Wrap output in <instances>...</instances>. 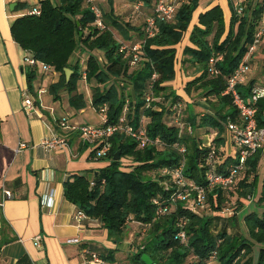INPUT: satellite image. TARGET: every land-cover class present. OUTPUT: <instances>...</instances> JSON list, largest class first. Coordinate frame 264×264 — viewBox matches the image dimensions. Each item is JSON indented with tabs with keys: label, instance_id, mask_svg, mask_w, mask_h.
Instances as JSON below:
<instances>
[{
	"label": "trees",
	"instance_id": "1",
	"mask_svg": "<svg viewBox=\"0 0 264 264\" xmlns=\"http://www.w3.org/2000/svg\"><path fill=\"white\" fill-rule=\"evenodd\" d=\"M140 1L152 8V0ZM199 1L180 2L173 19L158 20L156 33L147 38H143L141 26L119 21L112 10L102 14L104 28H96L87 0H38V15L23 13L9 24L12 40L37 63L49 65L58 74L57 80L47 86L53 100L62 90L68 94L71 107L84 108L83 94L77 90L83 72L89 86V105L97 114L105 106V122L101 121V125L115 124L125 107V122L135 131L142 128L151 141L140 147L127 134L115 132L108 139L110 148L106 156L93 157L97 144L90 151L91 158L106 159L104 166L96 169L90 179L84 173H77L62 182L63 198L86 217L97 220L112 243L122 239L128 224L144 227L140 246L128 254L129 264H145L142 254L154 264H210L212 259L215 264H264V175L253 200L256 168L263 148L246 159L243 170L228 186L207 188L204 178L211 168L208 161L214 162V171L219 174H225L228 166L236 161L235 156L225 155L221 148L224 144L220 136L224 130L222 122L238 121L229 96L222 92L226 78L243 62L255 32L264 29V0H240V14L235 13L234 3L232 6L229 1L226 27L218 5L197 13L192 24V14ZM109 26L124 40L130 39L131 30L137 32L136 41H142L141 58L134 66L129 64V54L118 50L120 42ZM185 33H188V44L181 49L180 63L193 66L197 75L185 80L182 92L185 96L195 93L193 97L205 101L209 109L184 119L190 133L172 121L170 105L183 100L167 84L174 79L176 46ZM76 51L85 52L82 67L78 58L71 62ZM216 54L221 56L215 63L217 73L209 75L206 62ZM65 68L70 70L67 79ZM38 70L35 65L25 72L29 91ZM152 73H155L153 79ZM148 94L153 100L145 107ZM183 109L184 106L181 112ZM263 113L264 99H260L254 114L257 127H264ZM195 128H204L205 133L211 129L215 136L205 145L192 134ZM211 150L214 159L209 160ZM116 151L118 158L113 160ZM179 165L186 179L204 187L203 206L212 214L190 211L181 200L171 201L172 194L181 188L175 187L169 171ZM231 198L233 208L241 212L242 230L234 234L227 228L237 224L238 219L235 215H220ZM247 201L251 202L248 210L245 209ZM180 221L183 224L178 226ZM180 229L185 235L184 242L176 236ZM9 231L0 210V247L10 241ZM89 249L92 252H85L88 259L93 254L103 264L114 262L115 248Z\"/></svg>",
	"mask_w": 264,
	"mask_h": 264
},
{
	"label": "crops",
	"instance_id": "2",
	"mask_svg": "<svg viewBox=\"0 0 264 264\" xmlns=\"http://www.w3.org/2000/svg\"><path fill=\"white\" fill-rule=\"evenodd\" d=\"M37 1L0 0V188L9 190L12 194V198L4 199L0 204L1 214L10 228L8 234L11 238L4 247H0V250L8 249L7 257L0 264H14L18 260H21L20 264H90L85 253L92 252L90 247L111 249L115 245L107 239L105 229L97 220L89 217L78 221L74 219L77 208L63 198L62 182L72 174L84 173L86 176V170L90 172L87 173L89 178L86 176L90 179L92 173L106 163H96V159L90 157L93 146L83 144L76 132L59 128L56 121L65 117L70 125L100 126L101 118L89 105V86L82 78L77 86L86 102L82 109H74L69 105L65 91H59L56 99L51 98L47 86L57 80L56 72L38 70L37 76L32 80V91L28 90L23 64L26 53L12 40L9 24L15 17L28 10V7H21L22 5L32 6ZM229 1L233 6L236 0H200L192 14L191 23H195L197 13L218 5L226 27L230 15ZM92 3L102 14L112 10L119 21L134 27H140L144 16L151 11V6L143 4L135 12V2L124 0H93ZM17 5L20 6L14 9ZM109 29L118 42L132 43L138 39L134 30L128 34L130 39L124 40L114 28L109 26ZM262 30L263 34L255 51L248 58L247 85L249 82H258L263 73L264 29ZM187 35L188 33H185L180 48H176V58L179 61L182 57V47L188 44ZM76 52L74 59L78 58L82 67L85 52ZM74 59H71V62ZM185 65L187 63H184ZM178 66V70L185 74L184 80L181 82L177 78L167 84L175 94L182 93L179 96L184 101L186 117L209 112L205 101L195 97L194 101L190 99L195 93L185 96L181 92L185 80L197 75L194 67L184 69V66ZM247 85L239 89L245 92ZM39 88L45 89L39 94L40 106H36L29 115L25 114L21 108L22 92L28 90L30 94L35 95ZM174 88L179 93H176ZM88 107L98 116L95 123H89L83 114ZM197 111L199 113H196ZM193 133L199 140L204 139V136L207 139L210 137L204 128H195ZM61 135L65 137V145L48 151L40 147L42 139ZM225 146L226 144L221 148L224 154L228 155ZM263 153L264 148L261 155ZM47 199L50 206L45 204ZM36 236L38 245L34 244ZM72 239H76V242L69 241Z\"/></svg>",
	"mask_w": 264,
	"mask_h": 264
},
{
	"label": "built area",
	"instance_id": "3",
	"mask_svg": "<svg viewBox=\"0 0 264 264\" xmlns=\"http://www.w3.org/2000/svg\"><path fill=\"white\" fill-rule=\"evenodd\" d=\"M93 0H87L89 3V9L93 15V25L98 29H103L104 25L102 22V13L100 9L92 3ZM183 0H152L151 11L144 16L141 24V29L143 32V38L153 36L156 31V22L161 21H170L173 19L176 12L177 6ZM142 5L140 0H137L134 3L133 10L136 12L139 7ZM36 2L33 4L25 13L29 15H38L39 7ZM234 11L236 14L241 13V5L239 0L234 2ZM23 14V13H22ZM263 22V21H262ZM262 28H259L255 34L252 43L248 46L247 52L244 56L243 62L233 69L231 74L225 80V88L222 92L223 95H227L230 98L231 104L236 109L238 114V121H226V129L229 133L231 143L235 148L234 155L235 163L228 166L225 174H219L214 171V165L212 161H208L210 169L205 173L206 187L211 188L213 186H228L234 179V177L243 170L245 161L250 157L256 150L264 148V127H257L255 122V110L256 104L260 99H264V69L261 75V78L258 82L247 85V74L249 71V66L247 64L248 58L255 51L260 37L262 36ZM141 42L136 41L133 43H124L120 42L118 50L120 52H125L129 54V64L134 66L135 63L141 58L140 57V47ZM220 55H212L207 59V71L209 75H215L217 73L215 63L220 60ZM24 68L27 70L29 67L37 66L39 70L43 72H52L50 66L42 62H36L33 58L27 54L23 57ZM155 77V73L151 74V79ZM81 78L84 80V73L81 72ZM247 89L245 92H242L239 88L241 86H246ZM44 88H39L35 95L30 94L28 90L22 92L21 99V108L25 114H30L36 108L40 106L39 94L44 92ZM153 100L150 94L145 97V107L150 105V102ZM156 108V107H155ZM182 104L180 102H174L170 105V111L172 112V121L174 124L178 125L181 128H185V131L190 133L189 125L182 123L180 118L182 116ZM105 111V106L102 105L98 110V115L101 118L102 123L105 122L103 116ZM125 107L123 108L121 116L118 118L115 124H109L105 126H92V125H70L67 123L65 117H60L56 122L59 128L68 131H74L78 134L80 141L83 144L88 145H99L94 152L93 157H104L107 155L110 148V143L108 141L109 137L115 132L125 133L130 136L134 141L137 142L138 146L142 147L148 142H151L144 130L139 128L138 130H133L132 127L125 122L124 117ZM210 139V138H209ZM157 139L153 140V143L156 144ZM65 145L64 136H52L49 138H44L40 142V147L48 151L50 149L61 147ZM208 145V143H207ZM179 152H183L182 147L177 148ZM94 159V158H93ZM214 159L213 150L210 151L209 160ZM169 175L173 184L176 188H181L179 191L176 190L171 197V201L174 199L181 200L184 202V207L190 211L197 212V209H202L203 206V197H204V187L195 184L191 180L186 179L181 173V165L170 169ZM0 204L4 199L12 198V194L9 190L0 188ZM46 206H50L49 199L45 202ZM74 219L76 221L85 218L86 216L80 210H76L74 214ZM183 224V221L178 222L177 225L180 226ZM176 236L179 238L180 242L185 241V235L183 230H179L176 233ZM76 242V239L69 240ZM34 244L38 245V237L34 238ZM90 264H103L101 260L95 256L91 255V258L88 260Z\"/></svg>",
	"mask_w": 264,
	"mask_h": 264
},
{
	"label": "rangeland",
	"instance_id": "4",
	"mask_svg": "<svg viewBox=\"0 0 264 264\" xmlns=\"http://www.w3.org/2000/svg\"><path fill=\"white\" fill-rule=\"evenodd\" d=\"M51 1H54V0H51ZM126 1H128V0H124V2H126ZM224 12H226V6L224 7ZM138 21H140V20L138 19ZM184 36H185V34L183 35V37ZM183 37H182V39H183ZM181 42H182V40H181ZM181 42L176 47L177 49L180 48L179 46L181 45ZM124 43H127V42L124 41ZM76 53L77 52H74L73 53L71 59H74L76 57ZM175 65H176L175 66V76H174V79L170 81V83L174 82L175 79L177 80V78H179L181 82L184 80L185 74H183L182 71H179L178 70V68H179L178 65H180V67H183L184 66V63L181 64L180 61L177 59ZM188 65L189 64L185 65L184 66V69H191L190 65L189 66ZM174 90H175L176 93H179L177 89L174 88ZM181 94L182 93H179V95H181ZM190 99H192V101H194L193 96ZM195 99H196V97H195ZM181 104H182V106H184V101H181ZM195 110H198V109L195 108ZM182 113H183L182 116H184V117H182L183 118L182 119V122L184 123V125L185 124H188L187 121H184V119L186 118L185 109L182 110ZM196 113H199V111H197ZM83 114L86 116L85 118H87V121L89 120V123H95V121H98L97 114L94 113L89 107H88V109L85 108ZM166 122H168V120ZM222 123H223L224 130H223V132H222V134L220 136L224 139V144H226L225 151L227 153L226 152L225 153L232 156V155H234L235 148H234L233 144L231 143V140H230V137H229V133H228V131L226 129V122H222ZM183 130H185L184 127L182 128V131ZM192 134H194L193 131H192ZM209 136L211 138L215 136V132L213 130H211V129L209 130ZM210 137H208V138H210ZM208 140L209 139H207L205 136H204V139L203 138L200 139V141H202L203 144H205L206 142H208ZM224 144H223V146H224ZM95 162L96 163H101V164L104 165L106 163V159L105 158L104 159H97ZM85 173H86V176L89 178L90 175L88 176L87 173H90V172H88L86 170ZM256 174H257V176H256L257 186H256L255 195L253 196V200H255V198L258 195V191H259V187H260V181H261L262 176L264 175V153L259 157V160H258V163H257V168H256ZM240 177L241 176H239V178ZM250 204H251V202H249V201L246 202V204H245L246 205L245 206L246 207L245 208L246 210H248V208H249L248 206ZM233 207H234L233 206V199L231 198V201L228 202L224 206V208L221 210V212H220V215L223 216V217L235 215V217L238 219L237 224L232 225V226H228V228H227L228 232H230L232 234L237 233V231L240 232L242 230V228H241V225H242L241 224V220H239V216H240L241 212L240 211L238 212V210L234 209ZM197 212L199 214H201V213L212 214L211 213V210H209L206 207H204L202 209H197ZM144 235H145V229H144V227L139 226V225L134 224V223H132L130 225L128 224L126 230L124 231V235H123L122 239L119 240V242L117 244H114L113 243L115 245L114 246L115 250L113 252V258H114L113 264H129L128 263L129 262V260H128V254L130 252H132V251L137 250V247L140 246L141 238ZM2 247H4V244L2 245ZM114 248H111V249H114ZM7 255H8V249H3L2 248L0 250V262H3V259L6 258ZM210 264H215L213 262V259L210 260Z\"/></svg>",
	"mask_w": 264,
	"mask_h": 264
},
{
	"label": "water",
	"instance_id": "5",
	"mask_svg": "<svg viewBox=\"0 0 264 264\" xmlns=\"http://www.w3.org/2000/svg\"><path fill=\"white\" fill-rule=\"evenodd\" d=\"M26 71V69H24ZM64 77L65 79H67L69 77V74H70V70L65 68L64 70ZM118 158V151L115 152L114 154V157H113V160H117ZM141 260L145 263V264H154L152 263V261L149 259V257L145 254H142L141 255Z\"/></svg>",
	"mask_w": 264,
	"mask_h": 264
}]
</instances>
